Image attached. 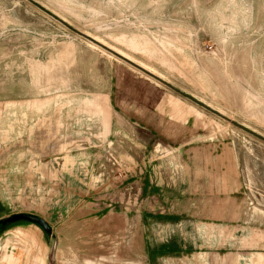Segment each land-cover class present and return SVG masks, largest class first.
<instances>
[{
	"label": "rangeland",
	"instance_id": "374dc122",
	"mask_svg": "<svg viewBox=\"0 0 264 264\" xmlns=\"http://www.w3.org/2000/svg\"><path fill=\"white\" fill-rule=\"evenodd\" d=\"M33 1L0 0V218L49 233L0 264H264V143L185 97L264 137V0Z\"/></svg>",
	"mask_w": 264,
	"mask_h": 264
},
{
	"label": "water",
	"instance_id": "95a60500",
	"mask_svg": "<svg viewBox=\"0 0 264 264\" xmlns=\"http://www.w3.org/2000/svg\"><path fill=\"white\" fill-rule=\"evenodd\" d=\"M27 3L34 5L38 8H41V6H39L37 3H35L33 0H24ZM51 18L55 19L60 25H62L63 27L67 28L69 31H71L72 33H74L75 35L83 38L85 41H87L88 43L92 44L93 46L103 50L104 52L108 53L109 55L115 57L116 59L122 61L123 63L127 64L128 66H130L131 68H133L134 70L140 72L141 74H143L145 77L151 79L152 81L166 87L169 88L170 90L178 93L179 95H183L185 96L183 93H181L180 91H178L177 89H175L174 87H172L171 85H169L167 82H165L163 79H161L160 77L154 75L153 73L149 72L148 70L144 69L143 67L137 65L136 63H134L133 61L127 59L126 57L118 54L117 52L113 51L112 49L106 47L105 45L99 43L98 41H96L95 39L91 38L90 36L81 33L80 31H78L77 29L71 27L69 24L65 23L63 20L59 19L58 17H56L53 14H49ZM186 98H188L189 100H191L193 103L199 105L200 107H202L203 109L213 113L214 115H216L217 117H219L220 119L228 122L230 125L248 133L249 135L257 138L258 140H260L261 142L264 143V137L260 136L256 133H254L253 131L243 127L242 125L238 124L237 122L228 119L227 117L221 115L220 113H218L217 111H214L213 109L209 108L208 106L200 103L199 101L185 96ZM20 221H24V222H29L32 224L37 225L38 227H40L43 232H45L46 234L49 233V227L48 225L39 217L31 215V214H25V213H18V214H12L9 215L7 217L4 218H0V226H5V225H9V224H14Z\"/></svg>",
	"mask_w": 264,
	"mask_h": 264
},
{
	"label": "crops",
	"instance_id": "0c3cea01",
	"mask_svg": "<svg viewBox=\"0 0 264 264\" xmlns=\"http://www.w3.org/2000/svg\"><path fill=\"white\" fill-rule=\"evenodd\" d=\"M167 118H168V116H167ZM168 120H169V118H168ZM166 123H170V124H173V121L171 120V121H165ZM191 211H193L194 212V205L192 204L191 205ZM189 217H191V218H194L195 216L194 215H192V216H189Z\"/></svg>",
	"mask_w": 264,
	"mask_h": 264
},
{
	"label": "bare ground",
	"instance_id": "6f19581e",
	"mask_svg": "<svg viewBox=\"0 0 264 264\" xmlns=\"http://www.w3.org/2000/svg\"><path fill=\"white\" fill-rule=\"evenodd\" d=\"M95 39V38H94ZM96 40V39H95ZM98 41V40H97ZM99 42V41H98ZM99 43H101V42H99ZM101 44H103V43H101ZM104 45V44H103ZM106 46V45H105ZM106 47H108V46H106ZM108 48H110V47H108ZM111 49V48H110ZM113 50V49H112ZM113 51H115V50H113ZM116 52V51H115ZM118 53V52H117ZM119 54V53H118ZM121 55V54H120ZM123 56V55H122ZM127 58V57H126ZM128 59V58H127ZM130 60V59H129ZM132 61V60H131ZM135 63V62H134ZM138 65V64H137ZM140 66V65H139ZM142 67V66H141ZM144 68V67H143ZM152 73V72H151Z\"/></svg>",
	"mask_w": 264,
	"mask_h": 264
},
{
	"label": "trees",
	"instance_id": "16d2710c",
	"mask_svg": "<svg viewBox=\"0 0 264 264\" xmlns=\"http://www.w3.org/2000/svg\"><path fill=\"white\" fill-rule=\"evenodd\" d=\"M21 222V221H20ZM19 223V222H18ZM15 224V223H14ZM10 225V224H9Z\"/></svg>",
	"mask_w": 264,
	"mask_h": 264
}]
</instances>
